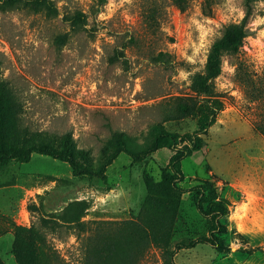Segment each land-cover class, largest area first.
I'll use <instances>...</instances> for the list:
<instances>
[{
    "label": "rangeland",
    "instance_id": "374dc122",
    "mask_svg": "<svg viewBox=\"0 0 264 264\" xmlns=\"http://www.w3.org/2000/svg\"><path fill=\"white\" fill-rule=\"evenodd\" d=\"M52 1L51 15L0 6V81L16 126L70 130L95 166L112 150L115 130L130 145L146 143L158 124L179 134L198 130L201 111L182 115L178 103L201 97L194 76L224 26L242 18L245 0H185L183 9L174 0ZM251 6V34L237 52L222 55L213 80L221 109L200 133L202 148L179 162L178 184L187 190L175 240L208 234L214 225L188 191L213 172L230 203L229 215L217 219L226 225L218 233L225 249L180 248L176 264H264V180L260 188L247 183L252 169L264 172V0ZM78 11L84 20L75 23ZM253 141L262 149H249L252 161ZM171 153L159 147L135 161L120 151L104 177L74 175L68 162L40 153L11 160L0 168V264H20L15 247L24 258L33 252L38 264H82L94 227L88 221L136 217L146 196L143 175L158 180ZM77 221L87 223L84 230ZM138 264H162L158 249L149 247Z\"/></svg>",
    "mask_w": 264,
    "mask_h": 264
},
{
    "label": "trees",
    "instance_id": "16d2710c",
    "mask_svg": "<svg viewBox=\"0 0 264 264\" xmlns=\"http://www.w3.org/2000/svg\"><path fill=\"white\" fill-rule=\"evenodd\" d=\"M174 1L180 9L184 8L185 0ZM252 1L254 0H245V12L242 18L237 22L227 23L220 36L211 43L206 54L204 70L193 79V90L201 97L197 102L185 97L178 103V110L182 115L196 110L201 111L198 130L179 134L158 124L150 131L152 138L143 145H130L124 133L115 130L109 141L112 150L103 155L97 166L94 165L86 149L76 146L70 130L58 134L16 126L8 92L4 83L0 81V168L13 159L28 161L33 153H40L68 162L74 175L104 177L106 165L120 151L138 161L143 155L159 147L172 150L168 164L161 170L158 180L148 174L143 175L146 196L136 217L88 221L94 224V227L93 233L84 245L85 258L82 264H138L151 246L158 249L162 264H176L174 254L177 249L190 248L198 243H211L219 252L225 249L218 233H225L226 225L217 219L229 215L230 203L220 196L216 186V181L220 178L213 172L211 179H199V182L191 186L188 191H191L196 209L216 219L214 225L209 227L208 234L175 240L181 199L187 190L178 184L183 178L179 162L183 157L202 148L200 133H206L207 127L215 121V116L221 109V101L217 97L219 94L214 90L213 80L221 72L222 55L225 52H237L244 38L252 32L248 26ZM15 5H22L33 11H44L47 15L56 11L52 0H0L2 8ZM83 20L84 15L79 11L73 16L75 23ZM207 170L209 171L210 167H207ZM225 183L227 182L224 181ZM76 224L79 229L84 230L87 223L77 221ZM14 250L20 264H38L33 252L30 258H24L18 247Z\"/></svg>",
    "mask_w": 264,
    "mask_h": 264
},
{
    "label": "crops",
    "instance_id": "0c3cea01",
    "mask_svg": "<svg viewBox=\"0 0 264 264\" xmlns=\"http://www.w3.org/2000/svg\"><path fill=\"white\" fill-rule=\"evenodd\" d=\"M262 32L264 33V28H262ZM253 135V129L252 128H250L249 129V132H248V135H247V139H251L252 137V135ZM259 149V150H261L262 149V147L260 146V145H258L257 147H256V145H255V141H253L252 142V145L250 146V145H248L247 146V154H248V157H249V159L250 160H252L253 161V155H251L250 154V152H249V149L250 150H253V149ZM259 158H261V155H258L257 156V159H259ZM255 159H256V157H254V161H255ZM251 164V163H250ZM253 165V163L251 164V166ZM252 168H253V166H252ZM259 168V167H258ZM262 173V174H261ZM260 173V171L259 170H254V169H252V177H253V180L251 181L250 180V177H248V180H250V181H248L247 180V183L248 184H250V185H253L254 186V188H260L261 187V185H260V183H261V181L262 180H264L263 178H262V176H263V174H264V172H261Z\"/></svg>",
    "mask_w": 264,
    "mask_h": 264
}]
</instances>
